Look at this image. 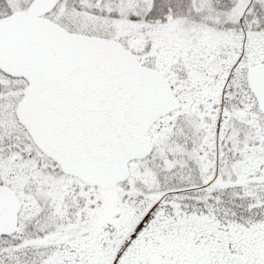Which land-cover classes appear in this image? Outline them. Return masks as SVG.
<instances>
[{"label": "snow or ice", "instance_id": "6c2138e0", "mask_svg": "<svg viewBox=\"0 0 264 264\" xmlns=\"http://www.w3.org/2000/svg\"><path fill=\"white\" fill-rule=\"evenodd\" d=\"M0 264H264V0H0Z\"/></svg>", "mask_w": 264, "mask_h": 264}]
</instances>
